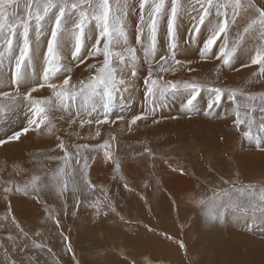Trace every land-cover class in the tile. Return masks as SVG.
Returning <instances> with one entry per match:
<instances>
[{
    "label": "snow or ice",
    "instance_id": "1",
    "mask_svg": "<svg viewBox=\"0 0 264 264\" xmlns=\"http://www.w3.org/2000/svg\"><path fill=\"white\" fill-rule=\"evenodd\" d=\"M132 16L136 19L130 28ZM242 54L248 57L242 66H254L251 76L264 87V0H0V120L7 124L20 112L26 120L0 138V145L19 141L30 131L52 140L43 157L48 162L44 178L34 175L22 187L2 186L9 215L17 194L37 204L41 197H53L65 215L69 200L73 215L81 206L97 218L116 212L104 188L92 181V165L110 164L113 179L124 180L114 143L149 121L178 119L162 115L177 100L185 118L233 117L234 130L264 152V135L252 133V114L259 112L264 121V93L222 79ZM204 65L210 66L207 75L201 72ZM185 72L196 76L169 78ZM202 92L209 97L204 109L195 103ZM260 129L264 131V123ZM138 155L155 158L148 146ZM189 199L209 223L231 213L245 217L249 231L264 232V187H236L235 181L221 178L211 196L193 191ZM44 211L59 228V212L54 215L48 202ZM11 224L9 243H0L4 264H39L31 255L18 261L12 252L43 249L33 239L40 233H30L14 216ZM67 250L72 251L70 244Z\"/></svg>",
    "mask_w": 264,
    "mask_h": 264
},
{
    "label": "rangeland",
    "instance_id": "2",
    "mask_svg": "<svg viewBox=\"0 0 264 264\" xmlns=\"http://www.w3.org/2000/svg\"><path fill=\"white\" fill-rule=\"evenodd\" d=\"M135 19V16L130 18V28ZM242 55L236 71L225 70L223 81L233 86L243 85L257 95L264 93L261 82L251 76L254 66H242L248 62L247 55ZM209 67L204 65L201 72L207 75ZM76 71L79 73V69ZM189 75L195 77L196 73L185 72L169 78ZM249 80L253 81L252 85L248 84ZM208 99V94L202 92L195 103L204 109ZM140 102L141 95L137 94L136 109ZM172 106L165 108L162 115L179 116L178 119L165 118L158 124L149 121L139 131L119 136V143H114L124 180L113 179L110 164L92 165V181L104 188L116 212L109 210L107 217L97 218L92 209L81 206L73 215L69 200L65 215L53 197H41V203L37 204L17 194L11 198L9 215L8 202L0 196V243H9L7 236L14 230L11 224L14 216L30 233L39 232L40 236L33 239L44 245L43 249L30 248L27 254L13 249L12 255L18 261L31 255L39 264H76L77 261L79 264H147L148 261L151 264H264V232L249 231L245 217L231 213L223 221L209 223L189 199L193 191L200 196L205 193L211 196L212 188L220 187L221 178L235 181L236 187L255 185L257 190L264 187V152L234 130L233 117L209 119L193 115L189 119L180 113L176 101ZM252 115L253 135H264L260 129L264 123L261 114ZM25 124L23 112L7 124L0 120V138L10 136ZM51 145V138L31 131L19 141L0 145V191L6 183L22 187L34 175L44 178L48 174V162L43 157ZM144 146L152 148L154 159L138 155ZM67 179L70 186L72 177ZM125 183L128 188L124 187ZM46 202L54 215L59 212V228L46 219ZM181 242L184 248H180ZM69 244L71 252L67 250ZM5 258V252L0 249V264H4Z\"/></svg>",
    "mask_w": 264,
    "mask_h": 264
},
{
    "label": "bare ground",
    "instance_id": "3",
    "mask_svg": "<svg viewBox=\"0 0 264 264\" xmlns=\"http://www.w3.org/2000/svg\"><path fill=\"white\" fill-rule=\"evenodd\" d=\"M243 55H241L240 57H242ZM245 60V59H244ZM238 63V62H237ZM236 63V64H237ZM245 63V62H244ZM238 67V66H237ZM236 66H235V69H234V71H236V68H237ZM246 68H248V67H246ZM241 70V69H240ZM239 70V71H240ZM243 70V69H242ZM245 70V69H244ZM243 70V71H244ZM249 78L251 79V77L249 76ZM202 102V101H201ZM141 103V102H140ZM139 103V104H140ZM173 105V103H171L170 104V106L169 107H171ZM176 105H177V108L179 109L180 108V101L179 100H177L176 101ZM171 109H173V106L171 107ZM137 111H139L140 110V106L136 109ZM3 124V123H2ZM4 129V128H3ZM252 154V153H251ZM247 162V161H246ZM247 167V166H246ZM57 212V211H56ZM195 216V215H194ZM124 220V219H123ZM183 225H185V224H183ZM62 231V230H61ZM4 234V233H3ZM80 236V235H79ZM83 238V237H82ZM81 240V239H80ZM83 240V239H82ZM248 241V240H247ZM78 242H79V239H78ZM247 243V242H246ZM97 246V245H96ZM250 246V245H249ZM255 247V246H254ZM256 248V247H255ZM126 250V249H125ZM256 250H258V249H256ZM249 251V250H248ZM43 255V254H42ZM41 263V262H40ZM42 264V263H41ZM46 264V263H45Z\"/></svg>",
    "mask_w": 264,
    "mask_h": 264
}]
</instances>
